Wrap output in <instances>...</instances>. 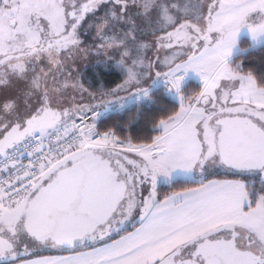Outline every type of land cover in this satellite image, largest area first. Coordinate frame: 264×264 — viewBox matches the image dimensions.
<instances>
[{"label": "snow or ice", "instance_id": "snow-or-ice-1", "mask_svg": "<svg viewBox=\"0 0 264 264\" xmlns=\"http://www.w3.org/2000/svg\"><path fill=\"white\" fill-rule=\"evenodd\" d=\"M108 3L81 0L65 9L73 34ZM131 3L111 0L110 15L123 22ZM25 7L26 0H0V71H27L6 54L22 34L17 17ZM153 12L162 24L142 45L152 49L143 77L121 58L126 74L114 87L97 92L66 80L62 87L78 92L70 107L44 87L38 103L0 119V264H264V82L232 60L242 28L264 43V0H198L194 9L146 0L137 14ZM128 35L136 39L132 29ZM189 72L202 86L185 93ZM149 78L179 99L152 125L155 134L99 131L94 109L148 97ZM6 89L9 81L0 80ZM0 95V110L11 113L12 92ZM254 172L259 183L245 178ZM173 173L198 177L158 191V178Z\"/></svg>", "mask_w": 264, "mask_h": 264}, {"label": "rangeland", "instance_id": "rangeland-1", "mask_svg": "<svg viewBox=\"0 0 264 264\" xmlns=\"http://www.w3.org/2000/svg\"><path fill=\"white\" fill-rule=\"evenodd\" d=\"M145 2L146 0H132L129 12L125 14L124 21L121 22L119 18L113 19L110 15L111 0H109V3L101 5L97 12L88 15L81 23L78 33L73 34V29L66 23L65 9H71L73 3L78 5L81 0H26L23 14L17 17L22 34L18 40L12 42L6 54L10 53L14 57L17 53H25V56L19 58L26 64L27 71L23 73L12 72V74L1 79L9 81V89L0 90V93H6L10 90L15 108L11 113L0 110V119H12L16 113L22 114L28 104L38 103L44 87L48 88L54 101L62 107H70L72 98L78 96V92L70 84L68 87H62V84L66 80L70 83H75L77 80L81 81L82 70L98 61H109L119 65L118 61L123 58L125 66L132 67L138 78L143 77L147 71L146 65L152 55V49L144 48L142 45L147 43L150 38L151 33L149 30L159 29L162 24L158 12H153L150 19L137 14L141 11ZM164 2L170 3L171 0H164ZM176 2L181 8L187 6L194 9L198 0H176ZM112 10L116 11L117 17H119L120 8L112 6ZM68 17L69 19L71 17L70 11ZM129 17L135 24L134 28L133 24L128 22ZM129 29L135 31V40L129 38ZM45 36L50 39L61 38V46H55L53 49L48 48L43 42ZM74 39L78 43L73 44ZM243 40L249 42L246 49L242 47ZM100 43L105 45V49H97V44ZM261 44L264 43L254 44L248 29L246 27L242 28L238 34V47L234 51L232 60L236 55ZM108 45H112V47L108 48ZM124 50H129L131 54L121 57L120 52ZM108 57H112V59ZM12 62H15V58L12 59ZM125 66L121 67L124 69ZM45 73H47L46 77ZM190 80H195L202 85L199 77L189 72L182 81V89ZM37 84L40 85L39 88ZM144 86L149 88L148 97L141 96L137 99L133 95L125 102L123 107L113 101L107 106H98L94 111L101 109L103 112H111L123 110L135 103L149 102L151 99L150 92L160 86H164L165 92L179 102L176 93L169 90L162 80L149 78L144 81ZM53 88H59V93L53 92ZM0 98H3V96L0 95ZM98 115L97 117H100ZM99 120L96 118V125ZM197 177V173H193L191 176L173 173L170 177H159V183L164 186L169 185L178 178L194 180ZM246 178L252 180L250 177Z\"/></svg>", "mask_w": 264, "mask_h": 264}, {"label": "trees", "instance_id": "trees-1", "mask_svg": "<svg viewBox=\"0 0 264 264\" xmlns=\"http://www.w3.org/2000/svg\"><path fill=\"white\" fill-rule=\"evenodd\" d=\"M245 40V37L243 38ZM242 41V47L246 49L249 42ZM242 60L246 69L254 70L255 74L264 82V44L249 48L235 56L233 62ZM126 73L118 64L109 61H98L86 66L81 73V81L93 91H99L100 86L111 88L118 84ZM202 85L195 80H190L183 87V91L199 90ZM150 101L135 103L123 110H114L98 122V129L105 131L113 129L119 135H131L133 139H147L155 134L152 125L169 111L178 108L179 102L171 98L164 86L157 87L150 92ZM246 178V177H245ZM247 179V178H246ZM193 179L178 178L169 185L162 186L161 192H168L175 187L191 182ZM131 230V229H130ZM87 244L86 246H90Z\"/></svg>", "mask_w": 264, "mask_h": 264}, {"label": "flooded vegetation", "instance_id": "flooded-vegetation-1", "mask_svg": "<svg viewBox=\"0 0 264 264\" xmlns=\"http://www.w3.org/2000/svg\"><path fill=\"white\" fill-rule=\"evenodd\" d=\"M57 39V38H56ZM56 39H50V38H46V36L43 38V42H45V45L48 47V48H54L55 46H61V38H59V42L58 41H56ZM45 40V41H44ZM27 53H28V51H27ZM8 55H10L12 58H16V57H22V56H25L26 54L25 53H17V54H15V56L13 57V55L12 54H8ZM0 58H2V54L0 55ZM10 74H12V72L9 70V71H0V80L2 79V78H4V77H7L8 75H10ZM246 177H250L252 180L251 181H254V182H260V174L259 173H249V174H247V176ZM248 181H250V180H248ZM162 184L161 183H159V178H158V181H157V189H158V191H160L161 192V188H162ZM134 218H135V216H133L129 221H126L125 222V226H127V225H129L130 223H131V221H133L134 220ZM117 227H121L120 225H119V222H117V225H116ZM244 241L242 240L241 241V243H243ZM179 258V257H178Z\"/></svg>", "mask_w": 264, "mask_h": 264}, {"label": "built area", "instance_id": "built-area-1", "mask_svg": "<svg viewBox=\"0 0 264 264\" xmlns=\"http://www.w3.org/2000/svg\"><path fill=\"white\" fill-rule=\"evenodd\" d=\"M94 112L97 113V114H99L98 116H100V117H97V119L104 118V117L108 116L109 113H110L109 111L108 112H103L101 109H97ZM60 127H61V129H63L64 125L61 124ZM51 134H52V136H55V132H52ZM25 143H27V141H25Z\"/></svg>", "mask_w": 264, "mask_h": 264}, {"label": "water", "instance_id": "water-1", "mask_svg": "<svg viewBox=\"0 0 264 264\" xmlns=\"http://www.w3.org/2000/svg\"><path fill=\"white\" fill-rule=\"evenodd\" d=\"M57 41H59V39H57ZM90 166H92V167H95V165H94V164H92V165H90Z\"/></svg>", "mask_w": 264, "mask_h": 264}]
</instances>
